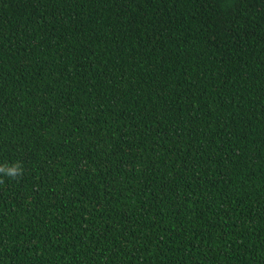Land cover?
<instances>
[{
	"label": "trees",
	"instance_id": "16d2710c",
	"mask_svg": "<svg viewBox=\"0 0 264 264\" xmlns=\"http://www.w3.org/2000/svg\"><path fill=\"white\" fill-rule=\"evenodd\" d=\"M0 264H264V0H0Z\"/></svg>",
	"mask_w": 264,
	"mask_h": 264
},
{
	"label": "clouds",
	"instance_id": "9594fccd",
	"mask_svg": "<svg viewBox=\"0 0 264 264\" xmlns=\"http://www.w3.org/2000/svg\"><path fill=\"white\" fill-rule=\"evenodd\" d=\"M20 172V169L18 166L13 165L7 169L3 168L2 166H0V173H4L9 177H14L16 175H18Z\"/></svg>",
	"mask_w": 264,
	"mask_h": 264
}]
</instances>
